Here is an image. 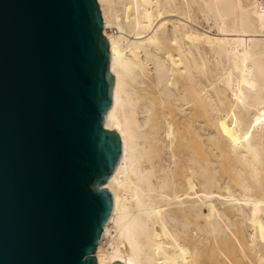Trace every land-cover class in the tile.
Masks as SVG:
<instances>
[{"label":"bare ground","instance_id":"obj_1","mask_svg":"<svg viewBox=\"0 0 264 264\" xmlns=\"http://www.w3.org/2000/svg\"><path fill=\"white\" fill-rule=\"evenodd\" d=\"M97 2L123 144L98 264H264V0Z\"/></svg>","mask_w":264,"mask_h":264},{"label":"water","instance_id":"obj_2","mask_svg":"<svg viewBox=\"0 0 264 264\" xmlns=\"http://www.w3.org/2000/svg\"><path fill=\"white\" fill-rule=\"evenodd\" d=\"M103 28L97 0H0V264H98L123 149Z\"/></svg>","mask_w":264,"mask_h":264},{"label":"rangeland","instance_id":"obj_3","mask_svg":"<svg viewBox=\"0 0 264 264\" xmlns=\"http://www.w3.org/2000/svg\"><path fill=\"white\" fill-rule=\"evenodd\" d=\"M200 21H201L202 24H205L206 26L207 25L214 26L216 20L215 19H210L208 24L205 21H202V20H200Z\"/></svg>","mask_w":264,"mask_h":264}]
</instances>
